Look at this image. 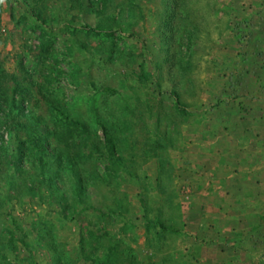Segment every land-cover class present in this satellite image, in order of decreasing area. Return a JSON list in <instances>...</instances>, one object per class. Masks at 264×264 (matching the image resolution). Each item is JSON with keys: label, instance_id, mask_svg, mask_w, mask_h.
Wrapping results in <instances>:
<instances>
[{"label": "rangeland", "instance_id": "374dc122", "mask_svg": "<svg viewBox=\"0 0 264 264\" xmlns=\"http://www.w3.org/2000/svg\"><path fill=\"white\" fill-rule=\"evenodd\" d=\"M262 249L264 0H0V264Z\"/></svg>", "mask_w": 264, "mask_h": 264}, {"label": "trees", "instance_id": "16d2710c", "mask_svg": "<svg viewBox=\"0 0 264 264\" xmlns=\"http://www.w3.org/2000/svg\"><path fill=\"white\" fill-rule=\"evenodd\" d=\"M130 35H134V34H130ZM176 102H177V105H178L179 107H182V106L180 105L178 99L176 100ZM182 110H184V109L182 108ZM31 114H33V113H31ZM31 117H32V115H31ZM107 135H108V134L104 132V139H105V141H106V143H107V146H108L109 152H110V154H111L112 156H114L115 153H116V152H115V146H114L113 141H112ZM33 138H38V136L34 135ZM85 209H89V207H82L80 211L85 210ZM148 223H150V224L153 225V226H158V227L164 229V225H163L162 222L159 221V220H149Z\"/></svg>", "mask_w": 264, "mask_h": 264}, {"label": "crops", "instance_id": "0c3cea01", "mask_svg": "<svg viewBox=\"0 0 264 264\" xmlns=\"http://www.w3.org/2000/svg\"><path fill=\"white\" fill-rule=\"evenodd\" d=\"M258 255H257V259H258V261L260 262V263H262V264H264V249H262V251L261 252H256ZM256 262V261H255ZM260 263H257V264H260ZM237 264H241V263H237ZM246 264H249V262L248 263H246ZM256 264V263H255Z\"/></svg>", "mask_w": 264, "mask_h": 264}]
</instances>
